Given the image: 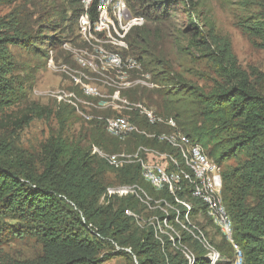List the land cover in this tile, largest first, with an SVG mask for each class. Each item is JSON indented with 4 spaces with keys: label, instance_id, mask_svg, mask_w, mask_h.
Listing matches in <instances>:
<instances>
[{
    "label": "trees",
    "instance_id": "16d2710c",
    "mask_svg": "<svg viewBox=\"0 0 264 264\" xmlns=\"http://www.w3.org/2000/svg\"><path fill=\"white\" fill-rule=\"evenodd\" d=\"M54 1V0H53ZM132 15L143 17L145 24L133 26L124 36L128 52L135 55L133 60L148 66L152 75V89L138 85L127 89L133 102L147 101L146 107L155 109L162 118L175 117L177 124L183 125L195 140L200 143L209 157L222 167L223 201L233 222V238L243 253L244 264H264V89L240 66L238 57L230 45L214 46L210 41L214 23L208 24L200 6V0H126ZM18 0H0V5H12ZM87 12L90 22L98 21L97 10L100 0H92L88 10L82 0H76ZM182 5L191 18L190 29L194 33L189 47L180 43L177 47L192 67L177 69L175 62L153 48L154 38L159 29L158 23H165L176 6ZM56 10L48 17L55 31L69 26L74 17ZM250 24L243 26L250 37H256V44L264 48V0L259 4ZM52 21V19H54ZM210 21V19H209ZM155 24V25H154ZM209 26L206 31L205 27ZM7 28L0 21V112L27 98L23 90L27 88L22 71L17 70L7 44H22L29 48L37 63L35 69H44L49 64L51 49L63 43L62 36H48L51 49L37 48L39 41L32 32L22 26ZM62 31V30H61ZM41 43H45L44 41ZM197 53V54H195ZM138 56V58H137ZM139 59V60H138ZM126 56L122 64L127 65ZM139 61V62H140ZM137 63V62H136ZM145 63V64H144ZM207 67L205 71L203 68ZM207 81L210 87L193 79ZM127 91L122 96L128 98ZM66 105L67 104H61ZM37 106V104H33ZM64 106V107H66ZM43 112L44 108L34 111ZM64 110V109H63ZM39 111V112H40ZM56 112L60 130L50 136L42 145L38 155L28 153L17 145L10 146L5 138H0V243L19 238H35L42 245V254L30 264H98L100 262L101 240L104 237L132 246V253L139 264H188L182 255L174 253L166 245L156 248L154 229L147 233L137 229L132 232L131 218L127 210L137 209L138 200L133 197L118 198L108 204L100 199L106 193L104 168L97 155L92 154L95 146L115 151L130 141L111 138L107 133L106 122L90 121L85 133L78 139L68 136L69 119ZM131 115L140 130L152 132L159 124H153L143 114ZM137 145H155L157 138L145 134H132ZM89 141L90 146L84 143ZM160 145V143H159ZM236 163H231V161ZM124 182L140 178L139 168L129 165L122 175ZM178 192L180 199L195 200L194 205L204 209L201 200L193 198L190 186ZM165 197L176 203L167 190ZM110 201V200H109ZM108 201V202H109ZM196 209L191 212L193 217ZM184 214L181 217L184 218ZM21 223L19 231L7 233V221ZM180 228V227H179ZM138 231V232H137ZM92 235L93 237H88ZM183 242H188L197 252L194 264H211L206 258V249L199 246L193 235L186 236L182 230ZM7 233V234H6ZM128 233L125 238L122 234ZM192 233V232H191ZM186 234V235H185ZM194 234V233H193ZM185 235V236H184ZM167 237V236H166ZM168 242V237L166 238ZM118 243V242H117ZM171 243V242H170ZM222 259L218 264H234V245L224 236L216 244Z\"/></svg>",
    "mask_w": 264,
    "mask_h": 264
},
{
    "label": "rangeland",
    "instance_id": "374dc122",
    "mask_svg": "<svg viewBox=\"0 0 264 264\" xmlns=\"http://www.w3.org/2000/svg\"><path fill=\"white\" fill-rule=\"evenodd\" d=\"M120 1L126 3V0L117 2ZM261 1L200 0L206 4L205 7L200 6V11L205 13V19L208 20L209 25L214 23L210 37L212 44L214 46L230 45L233 53L238 57L242 69L250 75L253 81L258 80L264 89V48L258 46L257 38L250 37L243 27L250 24L253 17L249 19V15L257 13ZM82 2L85 4V0ZM76 4V0H18L12 5H0V21L5 22L6 29L22 26L28 32H32L39 40L34 42L37 48L51 49L48 38L62 32L60 36L63 38V43L59 44L56 49L50 50L51 59L44 69L34 68L37 61L28 47L22 44H7L17 70H25L22 71V76L26 78L24 82L27 88L23 90V93L27 98L0 112V138H5L10 146L17 145L34 155L40 154L41 147L47 139L59 132L60 121L56 117L58 110L62 109L61 115L69 119L67 123L68 136L71 140H75L81 133L84 135V128L91 125L92 119L102 120L105 123L109 119L124 118L131 125H135L131 115L125 110L143 116L142 108L146 107L147 101H143V104L133 102L135 100L132 101L129 96L136 98L140 96L142 90L134 94L133 92L128 93L127 89H135L138 85L141 88L152 89L155 87L152 84V75L147 71L148 66H143L139 59L140 62L137 61L134 65L130 63L133 60L131 57L135 58V55L128 52L129 48L124 40L125 31L122 29L133 25L132 21L136 19L129 6V10L125 11L121 20L115 4H108L107 13L102 12L101 14L105 24L102 29L97 28L100 23L97 27L95 23L89 24L87 16L82 13L83 6ZM76 6L80 9L77 11L78 17L75 16L69 26L55 31L52 27L54 23L49 24L48 17L56 10L70 15ZM171 14L165 23H158L159 29L152 47L158 46L159 51L175 62L177 69H183L185 65L192 67L193 64L181 54L177 44L189 47L190 41L194 37L193 31L190 29L191 18H194V15H190L182 5L176 6ZM54 20L55 18L52 19V21ZM208 29L209 26L205 27L206 31ZM43 41L45 43H41ZM124 56H126L124 62H127V65H123L120 61ZM117 59L119 61L116 62ZM206 69L207 67H204L203 71ZM193 80L208 88L211 85V83L206 84L207 81L204 80L196 78ZM125 90L129 94L128 98L122 96ZM33 104H37V106H33ZM61 104H67V106H61ZM35 108H44V111L36 112ZM152 110L155 112V109L152 108ZM159 124L158 129L156 126V129L151 132L152 135H149L150 138L153 137L151 139L157 138L159 141L155 145L145 146L154 147L161 153H167L168 156L161 157V155L153 156L143 153L142 157L148 164L165 165L172 173L177 170V165L172 157L178 159L182 165L184 161L180 156L179 149L172 146L167 140V137L171 135L168 133L172 131V128L167 125L168 123H163V120L159 121ZM175 127V133L192 137L183 125L178 124ZM127 140H131L130 143L121 145L120 150L117 151L111 144H108L109 148L101 147L106 158H102L98 153L97 156L103 165L108 189L116 192L121 188L134 186L135 192L139 194V197L135 196L139 202L137 209H130L129 213H126L134 224L132 232L137 229L147 233L153 228L155 239L158 241V243L154 241L156 248L161 247V251L165 252L163 248L168 245L174 253L186 258V253L193 252L197 255V252L191 248L188 242L182 240V230L187 229L182 225L184 223L188 227L187 235H185H193L199 246L204 248L202 241H207L218 249L216 244L221 242L224 234L208 211L198 207L199 203L195 206V200L190 199L189 204H193L196 211L194 216L190 217L189 222L180 218L179 221H175L176 224L167 225L162 221V216L167 211L171 215L179 214V211H184L186 207L178 201L175 206L164 203L165 195L162 188L157 187L149 180L152 170H144L139 160L131 163L124 162L120 165L108 162L110 158L120 159L124 152H138L136 150L141 145H137L136 137L131 134ZM120 141L123 142V140ZM84 143L87 147L90 146L89 141H84ZM231 163L236 162L232 160ZM129 165L138 166L140 178H136L133 182H124L118 176H121L122 171L126 170ZM187 186L189 185L183 182L178 192L188 189ZM118 198L124 197L114 193L108 194L104 199L101 197L100 203L105 205L111 201L116 202ZM4 226L7 233H13L19 231L21 223L8 220ZM192 231L194 234L191 233ZM88 234L89 232L87 233L88 237H93ZM122 235L125 238L128 233ZM166 236L171 243L167 241ZM13 237V241L0 243V264H30L38 260L42 254V245L35 238H19L16 235ZM100 240L102 247L98 264H139L137 256L132 253L131 245L121 244V240L113 241L114 239L104 236ZM236 256L237 250H234L233 260Z\"/></svg>",
    "mask_w": 264,
    "mask_h": 264
},
{
    "label": "built area",
    "instance_id": "2783aa9c",
    "mask_svg": "<svg viewBox=\"0 0 264 264\" xmlns=\"http://www.w3.org/2000/svg\"><path fill=\"white\" fill-rule=\"evenodd\" d=\"M112 1H116L115 7L118 10L119 19H121L122 15L126 11V3L122 1L117 2L118 0H102L99 9L102 12L107 13V5ZM140 20L141 19H135L134 22L140 24L142 23L140 22ZM101 24L104 25L103 20L101 21ZM142 109L143 114L148 117L151 123L159 124V121L163 120V123H168L167 125L172 128V131L168 133L171 135L167 137V140L172 146L177 147L179 149L180 156L182 157L184 164H180L178 159L172 157L174 163L177 165V170L172 173H170L171 171H168L165 165L148 164L144 161L142 157L143 153L146 155L153 156L161 155V157H167L168 154L164 152L161 153L158 149H154V147L145 145L139 146V148L136 150L138 152H124L121 154L120 159L110 158L108 159V162L113 165H120L124 162L131 163L133 161L139 160L141 166L144 167V170H152L149 175V180L153 182L157 187L162 188V191L167 190L168 193L174 197L176 203L178 201V203H182L186 207L184 211H179V214L171 215L167 211L166 214L162 216V221L167 225L176 224L175 221H179L180 218L186 219L188 222L190 220L191 212L194 209V205L189 204L190 202L186 199H180L177 195L178 190L181 188V184L185 182L191 187L193 198H197L204 203L207 209L206 211H208L210 216L213 218L215 224L222 230L227 240L234 245L235 250H237V256L233 260V263L244 264L243 253L240 248L235 244L233 238V222L226 207L224 206V202L221 199V196L223 195L222 167L211 157H209L204 147L200 143H198V141L195 140L194 137L190 138L186 135L175 133V125L177 126V123L173 117H158V115H156L152 109L146 107H143ZM106 129L109 135L114 136L115 138L123 141L127 140L131 134L135 133L145 134L149 138V135H152L151 132L140 130L137 125H131L124 118L109 119L108 122H106ZM97 153L102 158H106V155L101 150V147L99 148L98 146H95L92 148V154L97 155ZM113 193L118 194L120 197H139V194L135 192L134 186L131 188L130 186L124 189L121 188L116 192L107 188L106 193L102 197L104 199L105 196H107L108 194L112 195ZM164 198V203H168L173 206L177 205L176 203L171 202L165 196ZM126 213L128 214L129 210H127ZM182 213H185L184 218L181 217ZM182 225H184V227L187 228L186 230H188L186 224L183 223ZM202 244L207 251L206 258L210 261L211 264H218V262L222 259L220 250L212 244L208 243L207 241H202ZM186 259L188 261V264H194V253H186Z\"/></svg>",
    "mask_w": 264,
    "mask_h": 264
},
{
    "label": "clouds",
    "instance_id": "9594fccd",
    "mask_svg": "<svg viewBox=\"0 0 264 264\" xmlns=\"http://www.w3.org/2000/svg\"><path fill=\"white\" fill-rule=\"evenodd\" d=\"M91 3H92V0H85V9L86 10H88V8L90 7V5H91ZM101 3H102V0H100V2H99V4H98V7H97V10H98V12H99V18H98V21L97 22H95V24H96V27H97V25H98V27L97 28H102V29H104V26H105V24L104 25H102L101 24V21H102V18H101V14H102V11L99 9V7H100V5H101ZM110 3H113V4H115L116 3V1H112V2H110ZM109 3V4H110ZM128 9V4H127V2H126V10ZM107 10H108V5H107ZM129 10V9H128ZM85 15L87 16V18H88V21H89V24L91 23L90 22V20H89V15H88V13L87 12H85ZM136 19H138V17H135ZM132 19H134V18H132ZM135 20V19H134ZM134 20L132 21V23H134L133 25H129V26H126L125 28H122V29H124V31H125V35H126V33H127V31H129V29H131V27H133V26H140V25H142L143 23H140V24H138V23H135L134 22ZM118 22H119V19H118ZM137 24V25H136ZM117 61H119V60H117ZM121 63H122V58H121ZM136 60H134V61H131L130 63L131 64H133L134 65V63L136 64ZM128 64V63H127ZM174 118V117H173ZM175 119V118H174ZM177 122V121H176ZM178 125V124H177Z\"/></svg>",
    "mask_w": 264,
    "mask_h": 264
},
{
    "label": "bare ground",
    "instance_id": "6f19581e",
    "mask_svg": "<svg viewBox=\"0 0 264 264\" xmlns=\"http://www.w3.org/2000/svg\"><path fill=\"white\" fill-rule=\"evenodd\" d=\"M126 2H127V1H126ZM116 10H117V9H116ZM117 13H118V10H117ZM138 19H141L140 22L145 23V22H144L145 19H144L143 17H138ZM138 19H137V20H138ZM95 22H96V21H95ZM95 22H94V23H95ZM132 61H134V60H132ZM135 125H136V124H135ZM221 199H222V201H223V195L221 196ZM223 202H224V201H223ZM202 203H203V202H202ZM203 204H204V203H203ZM224 206H225V204H224ZM225 207H226V206H225ZM226 209H227V208H226Z\"/></svg>",
    "mask_w": 264,
    "mask_h": 264
}]
</instances>
